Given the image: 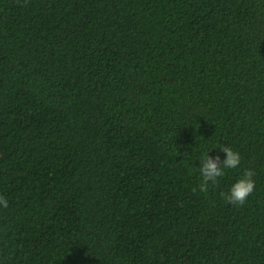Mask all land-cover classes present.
I'll return each instance as SVG.
<instances>
[{
	"label": "trees",
	"instance_id": "trees-1",
	"mask_svg": "<svg viewBox=\"0 0 264 264\" xmlns=\"http://www.w3.org/2000/svg\"><path fill=\"white\" fill-rule=\"evenodd\" d=\"M0 195V264H264V0H0Z\"/></svg>",
	"mask_w": 264,
	"mask_h": 264
},
{
	"label": "clouds",
	"instance_id": "clouds-1",
	"mask_svg": "<svg viewBox=\"0 0 264 264\" xmlns=\"http://www.w3.org/2000/svg\"><path fill=\"white\" fill-rule=\"evenodd\" d=\"M219 152L223 153V159L218 153L216 156H210V152H206L200 161V175L202 177L199 184V191L207 193L209 185H214L218 178L225 174L226 169L237 168L241 163V155L227 144L219 147ZM254 171L246 169L243 175L231 186L228 192H222L220 195L227 203L232 205H243L248 197L255 191L256 182L254 180ZM197 189H194L196 191ZM0 205L5 209L8 208V200L0 195Z\"/></svg>",
	"mask_w": 264,
	"mask_h": 264
}]
</instances>
